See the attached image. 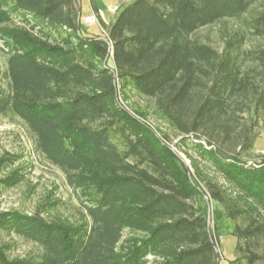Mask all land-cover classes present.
Returning a JSON list of instances; mask_svg holds the SVG:
<instances>
[{"label": "trees", "instance_id": "obj_1", "mask_svg": "<svg viewBox=\"0 0 264 264\" xmlns=\"http://www.w3.org/2000/svg\"><path fill=\"white\" fill-rule=\"evenodd\" d=\"M254 1L132 0L108 41L83 32L78 0H0V117L83 194L74 220L0 211L37 246L13 257L0 238V264H218L205 194L234 222L230 263L264 264V71L247 65L264 50L243 28L222 49L192 37ZM249 28L264 37V12ZM134 96L148 102L124 107Z\"/></svg>", "mask_w": 264, "mask_h": 264}, {"label": "rangeland", "instance_id": "obj_2", "mask_svg": "<svg viewBox=\"0 0 264 264\" xmlns=\"http://www.w3.org/2000/svg\"><path fill=\"white\" fill-rule=\"evenodd\" d=\"M131 1L97 0V13L92 9L90 0H79L82 8L83 32L89 35H102V29H106L103 22L107 25L111 24L123 5ZM115 6H119V9L113 13L111 9ZM262 12H264V0H255L243 17L225 19L202 27L192 37L217 49H222L224 37L243 28L247 31L245 47L264 50V37L253 34L249 28L252 17ZM92 14L97 16L98 24L90 25L83 20L85 16ZM4 50L3 41L0 39V67L4 66ZM247 65L255 69L253 71L255 75L264 71L258 62L250 61ZM147 102L148 100L135 96L130 98L129 102L121 98V103L128 109H131L129 107L131 104L134 108L136 105L144 106ZM150 120L157 125L156 120ZM170 135L173 138L171 147L192 170L190 160L174 146L180 137L172 131ZM251 155L253 158H257L258 155L264 156V126L260 129V135ZM4 157L11 160L4 161L2 160ZM6 177L8 179L4 180ZM80 198H83L80 189L72 185L59 168L49 164L36 153L33 140L24 124L17 119L0 117V211L19 210L28 213L41 211L48 218L74 220L82 208ZM207 201L205 199L208 207ZM210 204V228L220 256V264H231L230 260L235 257L237 243L236 237L232 234L234 222L227 217L220 203L211 201ZM0 238L8 245L9 253L13 257H24L37 251V246L33 242L14 233L0 230Z\"/></svg>", "mask_w": 264, "mask_h": 264}, {"label": "built area", "instance_id": "obj_3", "mask_svg": "<svg viewBox=\"0 0 264 264\" xmlns=\"http://www.w3.org/2000/svg\"><path fill=\"white\" fill-rule=\"evenodd\" d=\"M118 9H119V6H115V7H113V8L111 9V12L115 13L116 11H118ZM83 20H84L86 23L90 24V25H92V24H94V23H97V24H98V22H99V20H98V18H97V16H96L95 14L85 16V17L83 18ZM102 33H103L102 36H103L106 40L109 41L110 38H109L108 32H107L105 29H102Z\"/></svg>", "mask_w": 264, "mask_h": 264}, {"label": "water", "instance_id": "obj_4", "mask_svg": "<svg viewBox=\"0 0 264 264\" xmlns=\"http://www.w3.org/2000/svg\"><path fill=\"white\" fill-rule=\"evenodd\" d=\"M79 2V0H78ZM81 16H82V8H81V5L79 3V19H81ZM79 30H80V24H79ZM205 198L208 200V222H209V225H210V203H211V200L208 198V196L205 194ZM217 250V248H216ZM217 259H218V264H220V256L217 252Z\"/></svg>", "mask_w": 264, "mask_h": 264}]
</instances>
